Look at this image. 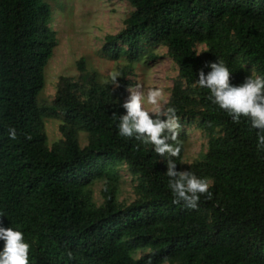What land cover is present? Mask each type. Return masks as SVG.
<instances>
[{
	"label": "trees",
	"instance_id": "16d2710c",
	"mask_svg": "<svg viewBox=\"0 0 264 264\" xmlns=\"http://www.w3.org/2000/svg\"><path fill=\"white\" fill-rule=\"evenodd\" d=\"M52 1L0 0V220L23 233L29 264H264L259 130L246 117L234 122L197 83L217 62L232 86L264 77V0H123L132 12L103 47L119 62L115 73L100 81L80 59L78 76L60 77L45 101L56 47ZM158 48L178 70L162 112L175 108L179 127L195 124L208 137L206 152L187 166L189 138L179 127L177 141H166L180 148L177 157L119 135L135 66ZM53 119L61 139L49 145L44 125ZM169 160L209 181L211 195L201 194L195 209L173 203ZM122 166L136 179L128 205L119 201Z\"/></svg>",
	"mask_w": 264,
	"mask_h": 264
},
{
	"label": "rangeland",
	"instance_id": "374dc122",
	"mask_svg": "<svg viewBox=\"0 0 264 264\" xmlns=\"http://www.w3.org/2000/svg\"><path fill=\"white\" fill-rule=\"evenodd\" d=\"M53 28L56 33V47L44 71V88L40 100L51 101L55 95L56 85L60 77L76 78V64L85 59L98 73L100 81H105L115 73L119 62L108 58L103 51L105 37L116 35L124 25V20L132 12L129 4L123 0H53ZM203 46L197 47L202 51ZM156 58L140 62L135 66L131 77L132 89L142 92L145 96L149 89L158 88L162 92L159 107L163 110L170 97L174 81L178 77L176 65L167 56L166 49L155 50ZM252 73V70H249ZM139 86V88H138ZM131 92L128 90L126 102ZM142 107L150 111L153 106L142 102ZM157 113L150 112L149 115ZM60 121L49 120L44 130L49 142L61 139ZM189 138L184 165L187 166L206 152L208 137L196 128L195 124L179 127ZM81 145H85L84 135H81ZM121 192L119 201L128 205L134 201L133 187L136 179L126 170L120 168ZM102 186L93 188V198L97 205L102 203L100 194Z\"/></svg>",
	"mask_w": 264,
	"mask_h": 264
},
{
	"label": "clouds",
	"instance_id": "9594fccd",
	"mask_svg": "<svg viewBox=\"0 0 264 264\" xmlns=\"http://www.w3.org/2000/svg\"><path fill=\"white\" fill-rule=\"evenodd\" d=\"M212 71L205 76L201 71L198 85L211 92L212 103L225 110L234 122H239L241 117L250 120L251 127L258 129L259 140L264 145V77L250 75L240 86H232L229 83V69L222 63H212ZM112 84L119 87L117 78L113 76ZM139 88V86H138ZM131 95L123 104L127 114L119 118V135L122 137L137 139L143 137L148 144L155 146V152L170 157H177L180 148L166 143L168 140L177 141L176 129L179 127L175 116L176 109L169 107L167 112H162L159 100L162 96L160 89H149L146 96L129 88ZM142 102L153 106L150 111L142 107ZM167 115V121L159 118H150L149 113ZM171 133V135H169ZM10 139L16 138V130H8ZM176 163L169 160L167 165V177L170 179L168 186L174 196L173 203L184 201L186 205L195 209L200 195L207 193L209 196V181L198 178L191 171H176ZM29 243L25 242L24 235L12 227H5L0 220V264H29Z\"/></svg>",
	"mask_w": 264,
	"mask_h": 264
}]
</instances>
